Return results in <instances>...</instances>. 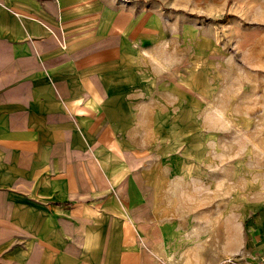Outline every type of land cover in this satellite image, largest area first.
Returning <instances> with one entry per match:
<instances>
[{"label": "crops", "instance_id": "1", "mask_svg": "<svg viewBox=\"0 0 264 264\" xmlns=\"http://www.w3.org/2000/svg\"><path fill=\"white\" fill-rule=\"evenodd\" d=\"M160 16L132 0H0V264L264 263V208L169 211L151 125L168 119L136 82Z\"/></svg>", "mask_w": 264, "mask_h": 264}, {"label": "rangeland", "instance_id": "2", "mask_svg": "<svg viewBox=\"0 0 264 264\" xmlns=\"http://www.w3.org/2000/svg\"><path fill=\"white\" fill-rule=\"evenodd\" d=\"M132 1L158 11L165 33L149 32L150 43L138 48L147 59L137 60L136 82L152 84L154 116L168 119L151 125L158 137L156 158L160 153L165 158L169 211L259 214L264 208V0ZM166 83L167 91L161 90ZM230 257L249 264L240 254Z\"/></svg>", "mask_w": 264, "mask_h": 264}, {"label": "built area", "instance_id": "3", "mask_svg": "<svg viewBox=\"0 0 264 264\" xmlns=\"http://www.w3.org/2000/svg\"><path fill=\"white\" fill-rule=\"evenodd\" d=\"M238 259H239V258H237V257H228V258H226V259L224 260V262H225L226 264H239V263H238ZM260 264H264V263H260Z\"/></svg>", "mask_w": 264, "mask_h": 264}]
</instances>
